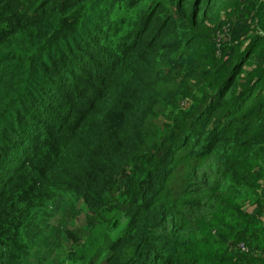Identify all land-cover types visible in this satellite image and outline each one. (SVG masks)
I'll list each match as a JSON object with an SVG mask.
<instances>
[{"label":"trees","instance_id":"obj_1","mask_svg":"<svg viewBox=\"0 0 264 264\" xmlns=\"http://www.w3.org/2000/svg\"><path fill=\"white\" fill-rule=\"evenodd\" d=\"M0 264H264V0H0Z\"/></svg>","mask_w":264,"mask_h":264},{"label":"rangeland","instance_id":"obj_2","mask_svg":"<svg viewBox=\"0 0 264 264\" xmlns=\"http://www.w3.org/2000/svg\"><path fill=\"white\" fill-rule=\"evenodd\" d=\"M79 223V217L72 215L67 208H62L59 214L53 218L50 226L42 230L33 254L44 256L52 263L56 262L61 254L60 246L67 247L61 238L60 230L64 227H74Z\"/></svg>","mask_w":264,"mask_h":264}]
</instances>
